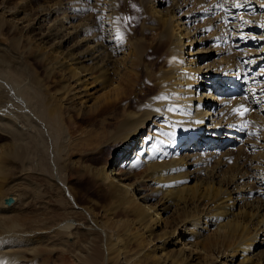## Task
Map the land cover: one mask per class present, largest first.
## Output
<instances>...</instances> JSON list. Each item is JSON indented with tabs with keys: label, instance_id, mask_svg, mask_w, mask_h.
<instances>
[{
	"label": "bare ground",
	"instance_id": "1",
	"mask_svg": "<svg viewBox=\"0 0 264 264\" xmlns=\"http://www.w3.org/2000/svg\"><path fill=\"white\" fill-rule=\"evenodd\" d=\"M128 1L0 0V264L65 253L79 264H264V105L245 115L254 125L244 146L221 149L225 131L246 123L211 83H244L264 61V0H132L149 15L141 30L156 35L150 47L137 35L125 47L118 16ZM150 48L169 64L147 75L157 90L144 86L131 104L124 96ZM258 91L264 97V79ZM116 103L110 137L124 169L81 166L69 155L71 114ZM185 142L194 150L181 155ZM68 169L89 176L103 203H78ZM143 182L163 187L151 190L159 202L149 204Z\"/></svg>",
	"mask_w": 264,
	"mask_h": 264
},
{
	"label": "rangeland",
	"instance_id": "2",
	"mask_svg": "<svg viewBox=\"0 0 264 264\" xmlns=\"http://www.w3.org/2000/svg\"><path fill=\"white\" fill-rule=\"evenodd\" d=\"M37 1L40 3L44 2V0H37ZM74 1L78 2L80 0H74ZM128 2H129V4L127 3L126 6L122 2L121 6L125 9H124V12L120 11L119 16H118L119 17V24L121 27L123 26L122 27L123 36H125L127 34L125 37H123V39L125 40V42H124L125 47H126V43H128V41H129L128 38L129 37L132 38V35H137L138 38L140 37V40L143 41V43L146 47H150L153 44L154 38L156 37V35L152 34L151 31L145 30V33H144V31L141 30L143 25H146L145 24L146 22H147V24L149 23V15L146 14V18H145V16H143L141 14L140 9H137V8H139L137 2L133 3L132 0H131V2H130V0ZM82 8H80L82 10V13L83 12L86 13L87 10H85V9L83 10ZM128 29L131 32L127 33ZM139 31H140V33H139ZM137 36L136 37L133 36V39H136ZM188 47H186V49H185V52H186L185 56L191 57L188 55V51H190V46H188ZM125 49H127V48H125ZM165 52L166 51H162V49L158 50V51H156L154 48L148 49L147 53L144 55V58H143L144 63H141V64L136 66V70L138 72H140V78L139 79L136 78L135 86L132 88V90L128 91L129 92L128 95L124 96V101L129 99L130 101L129 100H127V101H129L131 104H135L137 102V100H139L141 98H145L146 94L145 93L143 94V90L145 89L144 86H146L147 90L151 89V88H153L155 91L157 90V86H155L157 80L154 77H152L154 79H152L151 77L148 78L147 75H148V73H150L153 76L157 75V74H159V71L161 70V68L167 67V64H169V62H166ZM38 70L41 73V67L40 66H38ZM151 80L153 83L151 82ZM116 81H117L116 79L113 81L111 80V82L109 81V83L105 84V86L104 85L103 86L95 85L93 87V89L91 90V93H93L92 91H94L95 92L94 94L101 95V93L103 91L111 90L113 83H115ZM115 84H117V83H115ZM118 86L122 90H124V91L126 90V86L123 82L122 83L119 82ZM104 89H106V90H104ZM153 89H151V93L155 92ZM81 100L82 99H78V101H80V102H81ZM78 101H77V103H78ZM112 104H114V102H112ZM110 109H111V112L109 111L106 114H104L98 108L96 111H92V112L89 111L85 114H81V113H77V112H73L71 114L72 123L70 125L69 131H70V133L72 132L71 136L73 138V143L71 144V146L69 148V155L71 156L73 154V156H71V157L78 158L81 166L82 165L83 166L89 165L91 167H96L98 165L102 166L104 164H108L111 168L113 167L112 169H115L116 171H122L124 169V166H122V164L124 162V158L126 155H121L118 158H115V156H116L115 145L113 143H111V137H110L113 135L111 133L113 130L112 128L116 124L115 123L117 121L116 118L118 119L121 115L122 107L120 105L118 106L116 103ZM106 111H108V110H106ZM109 130H111V131L109 132ZM198 136L202 137L200 135H198ZM99 137L101 138V140ZM106 142L107 143L109 142V144H107ZM105 144H107L108 146ZM191 145H192L191 143H187V142L183 143V145L181 146L180 154L184 155L185 153L187 154V153L192 152L194 150V148H192ZM227 146L228 145L221 147V149H225ZM214 156H216V154H214ZM137 171H138L137 174L140 173L139 172L140 170H137ZM67 174H68V178H69L68 183L70 184L72 190L74 189L73 192L76 190L78 193V196H77L78 203L86 204L89 197L95 198V199H97L103 203V198H104L103 194L101 192H98L96 190L95 186H93L91 184V179L89 178V176L81 177L78 174H76L75 172L69 173V169L67 170ZM154 186L157 187L158 192L161 193L160 190L163 187L159 188V186L155 185L154 183L150 184L147 182H143V195H146L148 197V199L150 200L149 204H152V203L155 204V203L160 201L159 194L158 193L156 194V191H154V190L151 191ZM98 206H96V208H95L96 210L101 209V207L100 206L98 207ZM54 256L51 257L52 259L49 260V262H48L49 264H79L75 260L74 256H72L71 253H65L63 258L61 255H60V258L58 257L59 255L58 256L56 255L55 257Z\"/></svg>",
	"mask_w": 264,
	"mask_h": 264
},
{
	"label": "water",
	"instance_id": "3",
	"mask_svg": "<svg viewBox=\"0 0 264 264\" xmlns=\"http://www.w3.org/2000/svg\"><path fill=\"white\" fill-rule=\"evenodd\" d=\"M6 202H7V204H11L13 202V198L12 197L7 198L6 199Z\"/></svg>",
	"mask_w": 264,
	"mask_h": 264
},
{
	"label": "snow or ice",
	"instance_id": "4",
	"mask_svg": "<svg viewBox=\"0 0 264 264\" xmlns=\"http://www.w3.org/2000/svg\"><path fill=\"white\" fill-rule=\"evenodd\" d=\"M225 22L227 23V21H225ZM241 107H243V106H241ZM235 111H239V110H235ZM240 114H241V115H243L244 113H243V112H241Z\"/></svg>",
	"mask_w": 264,
	"mask_h": 264
}]
</instances>
